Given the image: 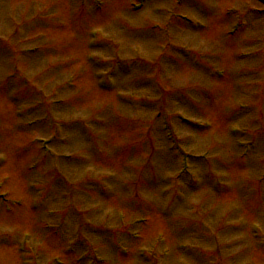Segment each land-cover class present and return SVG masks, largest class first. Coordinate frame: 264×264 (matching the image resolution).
Wrapping results in <instances>:
<instances>
[{
	"label": "rangeland",
	"instance_id": "374dc122",
	"mask_svg": "<svg viewBox=\"0 0 264 264\" xmlns=\"http://www.w3.org/2000/svg\"><path fill=\"white\" fill-rule=\"evenodd\" d=\"M132 2L0 0V264H264V4Z\"/></svg>",
	"mask_w": 264,
	"mask_h": 264
},
{
	"label": "bare ground",
	"instance_id": "6f19581e",
	"mask_svg": "<svg viewBox=\"0 0 264 264\" xmlns=\"http://www.w3.org/2000/svg\"><path fill=\"white\" fill-rule=\"evenodd\" d=\"M236 33V32H235Z\"/></svg>",
	"mask_w": 264,
	"mask_h": 264
},
{
	"label": "water",
	"instance_id": "95a60500",
	"mask_svg": "<svg viewBox=\"0 0 264 264\" xmlns=\"http://www.w3.org/2000/svg\"><path fill=\"white\" fill-rule=\"evenodd\" d=\"M264 1V0H263Z\"/></svg>",
	"mask_w": 264,
	"mask_h": 264
}]
</instances>
